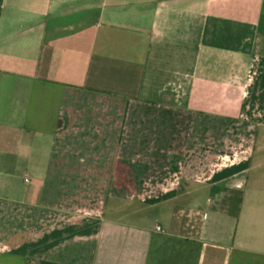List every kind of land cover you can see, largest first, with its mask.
Masks as SVG:
<instances>
[{
  "label": "crops",
  "instance_id": "crops-1",
  "mask_svg": "<svg viewBox=\"0 0 264 264\" xmlns=\"http://www.w3.org/2000/svg\"><path fill=\"white\" fill-rule=\"evenodd\" d=\"M0 264H264V0H0Z\"/></svg>",
  "mask_w": 264,
  "mask_h": 264
},
{
  "label": "built area",
  "instance_id": "built-area-1",
  "mask_svg": "<svg viewBox=\"0 0 264 264\" xmlns=\"http://www.w3.org/2000/svg\"><path fill=\"white\" fill-rule=\"evenodd\" d=\"M158 230H160V227H157Z\"/></svg>",
  "mask_w": 264,
  "mask_h": 264
}]
</instances>
